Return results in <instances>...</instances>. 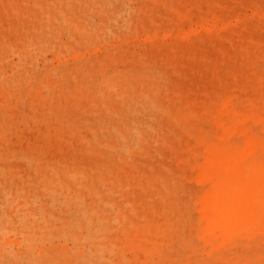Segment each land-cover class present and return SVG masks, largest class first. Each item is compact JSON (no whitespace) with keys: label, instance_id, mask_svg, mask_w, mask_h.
<instances>
[{"label":"rangeland","instance_id":"rangeland-1","mask_svg":"<svg viewBox=\"0 0 264 264\" xmlns=\"http://www.w3.org/2000/svg\"><path fill=\"white\" fill-rule=\"evenodd\" d=\"M0 264H264V0H0Z\"/></svg>","mask_w":264,"mask_h":264}]
</instances>
